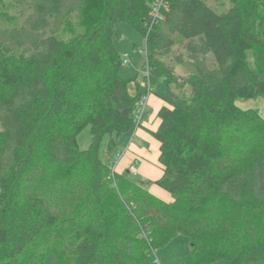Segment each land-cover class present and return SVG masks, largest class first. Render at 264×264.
<instances>
[{
	"label": "trees",
	"instance_id": "trees-1",
	"mask_svg": "<svg viewBox=\"0 0 264 264\" xmlns=\"http://www.w3.org/2000/svg\"><path fill=\"white\" fill-rule=\"evenodd\" d=\"M122 22L146 39L142 82L120 74ZM147 81L172 108L151 133L163 175L135 183L102 151L138 127ZM258 97L264 0H0V264H158L178 235L181 264H264V118L237 105Z\"/></svg>",
	"mask_w": 264,
	"mask_h": 264
},
{
	"label": "rangeland",
	"instance_id": "rangeland-1",
	"mask_svg": "<svg viewBox=\"0 0 264 264\" xmlns=\"http://www.w3.org/2000/svg\"><path fill=\"white\" fill-rule=\"evenodd\" d=\"M212 8L218 10V12L223 11L227 8L222 7L224 5H217L213 1H209ZM118 29L122 32V37L120 39L116 38L115 42L119 49V51L123 55L124 65L121 69V76L133 79V78H140L144 76L147 72V54H146V39L143 35H141L133 26L128 23L122 22L118 24ZM247 62L249 67L253 71L256 70L255 66V59H254V51L252 49L248 50L247 53ZM132 87L134 89V84L132 83L130 86V91L133 93ZM156 92L163 96H167V92L165 89V84L163 81L158 82L156 85ZM250 102L251 99H241L240 102L247 103ZM1 129V126H0ZM134 129L125 134L121 140L120 145L122 146L123 150L120 153L124 152V150L128 147V142L130 139L133 138ZM91 139L90 128H87L79 137V142L82 148H87ZM156 139V138H155ZM108 141V136L105 138L103 143V151L102 156L104 160H108L109 158L112 159L115 156L113 154L106 153V144ZM129 149V148H128ZM123 156V155H122ZM153 157L147 163L148 165L142 163V159H139L138 163H134L133 165L136 168V172H124L122 174L127 175L130 180L135 183L141 182H153L161 175V169L153 162ZM119 154L116 155L115 161L118 162ZM141 160V161H140ZM145 168L149 173L145 175L141 172V169ZM116 172V171H115ZM117 173V172H116ZM144 184V183H143ZM148 190L153 193L154 195L158 196L164 201L171 202L174 197L162 189L161 187L157 186L156 184L151 183L147 186ZM192 250V242L189 236L187 235H178L177 237L173 238L168 244L162 246L155 251V257L158 264H181L185 258L189 255ZM56 258L51 255L47 258L46 264H55ZM205 264H230L227 260H221L214 263H205Z\"/></svg>",
	"mask_w": 264,
	"mask_h": 264
},
{
	"label": "crops",
	"instance_id": "crops-1",
	"mask_svg": "<svg viewBox=\"0 0 264 264\" xmlns=\"http://www.w3.org/2000/svg\"><path fill=\"white\" fill-rule=\"evenodd\" d=\"M143 77L144 76L139 78L140 82H142ZM132 90L133 93L131 94H136L135 83L134 89L132 87ZM237 105L244 110L255 109L264 118V97L251 99V101H248L247 103L238 101ZM163 107L172 108V106L166 101L165 98L155 93L151 94L149 97L147 111L142 118V123L134 129L133 138L128 142V147L124 150V155L116 166L115 171L117 173L122 174L124 172H127L128 174L130 167L134 166V163H138L139 159H142V163L145 166V164L148 165V160H150L152 156H155V158L153 157V159L155 160L152 161L156 162V164L161 169V175L157 179H159L163 175V167L160 163L161 144L151 134L152 132H156L160 126L161 121L159 119V112ZM121 150H123L122 146ZM116 155L117 154H114L115 157ZM115 157L112 158V161H115ZM141 172L145 175H148L149 173L145 168H142Z\"/></svg>",
	"mask_w": 264,
	"mask_h": 264
},
{
	"label": "built area",
	"instance_id": "built-area-1",
	"mask_svg": "<svg viewBox=\"0 0 264 264\" xmlns=\"http://www.w3.org/2000/svg\"><path fill=\"white\" fill-rule=\"evenodd\" d=\"M154 12L156 15L159 14V9L156 7L154 9ZM147 75H148V72H147ZM145 87L148 89V93L146 95H144L142 97V99L137 103V112H136V124L139 126L141 123H142V118L145 114V112L147 111V107H148V102H149V97L150 95L152 94V87L150 85V82L147 81L145 82ZM124 155V153H119V159H121ZM119 161L118 162H114L113 165H112V169L113 171L115 172L116 170V166L118 165ZM130 172H136V169L134 166L130 167Z\"/></svg>",
	"mask_w": 264,
	"mask_h": 264
}]
</instances>
